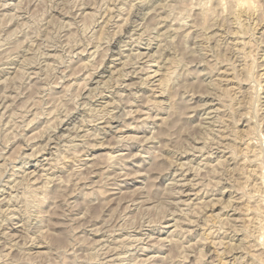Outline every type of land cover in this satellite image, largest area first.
Returning a JSON list of instances; mask_svg holds the SVG:
<instances>
[{"label": "rangeland", "instance_id": "obj_1", "mask_svg": "<svg viewBox=\"0 0 264 264\" xmlns=\"http://www.w3.org/2000/svg\"><path fill=\"white\" fill-rule=\"evenodd\" d=\"M218 1L0 0V264H264V0H253L245 16L255 42L246 50L253 82L236 93L252 112L233 115L259 159L241 144L232 155L220 137L224 107L205 86L230 61L242 67L229 48L230 1ZM216 31L231 60L211 71ZM238 167L254 175L243 170L238 179Z\"/></svg>", "mask_w": 264, "mask_h": 264}, {"label": "bare ground", "instance_id": "obj_2", "mask_svg": "<svg viewBox=\"0 0 264 264\" xmlns=\"http://www.w3.org/2000/svg\"><path fill=\"white\" fill-rule=\"evenodd\" d=\"M228 1H230L229 3L231 4H227L228 6H229V11H230V9H231V23H230V25H231V28L230 29H232V33H230V34H233L234 35V42L233 43H231V45H230V47L226 44V46H228L229 48H232V50H234V52L236 53V55H238L239 57H240V59H241V61H242V67H240L241 69H239V71H240V73H238L239 71H237L236 70V65H234V62H231L230 60V57L226 54L228 51H227V49L224 51L223 50V53H221V51H220V49H221V47H219V43H221L220 41L223 39L222 37H224L223 35V33L222 32H219V31H216V32H214L213 34H212V40H213V38H214V40H215V42H216V45H217V50H219V54H215V56L217 55V58H213V60H211L210 61V59L208 60V61H210L211 62V71H213L214 69H215V67L217 66V64H221L222 63V61L224 62V61H226V62H229L228 63V66H229V68H227V69H224V71H222V72H217L218 73V75H217V78H215V79H213V80H211L210 81V83L208 84L207 83V85H206V83H205V86H207L208 87V89H209V91L211 90V93H213V94H215V98L218 100V102H219V106L220 107H224L223 108V110H221V111H223V119L221 118V120H220V118H217V119H219L218 120V122H219V124L220 125H222V127H223V132H222V134H220V137H222V136H224L227 140H228V144L230 145V148L232 149L231 150V153L232 152H236V149L238 148V147H236L237 145L239 146V144H241V146L242 145H244L245 146V150L246 149H250V142L248 143V142H246V141H244V142H242V138H241V135H238V133H237V129L235 130V128H234V126H233V124H234V122H233V115L235 114V111H237V112H240V114H244V111L246 112V110L250 107H248V105H247V107H246V102H244L245 104H243V99H240V97L238 98L236 95V93H238L239 91H240V88H241V84H242V82L243 81H250L251 80V68L253 67V63L255 64V62L253 61V57H252V59L250 58V56L247 54L248 53V51H246L247 49H251V48H253V46H254V43H253V41H252V34L250 35V32H249V28H248V25L247 24H249V23H247V21H246V18H245V16L247 17V15L246 14H248V13H250V12H252L253 11V8L255 7L252 3V1L253 0H228ZM216 3H217V1H215ZM8 3V2H7ZM165 3V2H164ZM176 3V2H175ZM218 3H223L221 0H220V2L218 1ZM158 5V4H157ZM165 5V4H164ZM203 5V4H202ZM12 6V5H11ZM144 6V5H143ZM254 6V7H253ZM231 7V8H230ZM167 8V7H166ZM169 8V7H168ZM201 8H202V6H201ZM200 8V9H201ZM256 9V8H255ZM156 10V9H155ZM162 10V9H161ZM204 10H206L207 12L210 10H207V8L205 9L204 8ZM157 11V10H156ZM203 11V10H202ZM85 12V11H84ZM210 12V11H209ZM208 12V13H209ZM205 11L203 12V15H202V13H201V17L203 18V20H202V23L201 24H203V22L204 23H206V22H209V19L210 18H207L208 16H206L205 14ZM85 14V13H84ZM90 14V13H89ZM164 15V14H163ZM189 15V14H188ZM208 15V14H207ZM209 15H210V13H209ZM212 15V14H211ZM229 15H230V13H229ZM144 16V15H143ZM164 17V16H163ZM166 17V16H165ZM168 17H169V15H168ZM181 18V17H180ZM187 18V17H186ZM190 18V17H189ZM201 18V19H202ZM212 18V17H211ZM156 19V18H155ZM174 19V18H173ZM191 19V18H190ZM199 19H200V17H199ZM200 19V20H201ZM152 20V19H151ZM186 20V19H185ZM188 20V19H187ZM193 20V19H192ZM214 20H216V19H214ZM222 20V19H221ZM167 21V20H166ZM179 21L180 20H178V23H179ZM189 21V20H188ZM126 22V21H125ZM175 22V21H174ZM184 22V21H183ZM182 22V23H183ZM228 22V21H227ZM249 22V21H248ZM158 23V22H157ZM180 23H181V21H180ZM195 23V22H194ZM200 23H198V25L200 24ZM211 22H209V24H210ZM216 23V22H215ZM125 25V24H124ZM159 25H161V24H159ZM180 25V24H179ZM190 25V24H189ZM205 27H206V25L205 24H203ZM250 25V24H249ZM169 26V25H168ZM184 26V25H183ZM192 26V25H191ZM201 26V25H200ZM213 26V25H212ZM229 26V25H228ZM121 27V26H120ZM176 27H178L177 25H176ZM179 27H181V26H179ZM216 27V26H215ZM169 28V27H168ZM174 28V27H173ZM196 28V27H195ZM200 28V27H199ZM201 28H203V27H201ZM200 28V29H201ZM258 28V27H257ZM145 29V28H144ZM157 29V28H156ZM171 29V28H170ZM170 29H168V30H170ZM219 29V28H218ZM122 30V29H121ZM192 30V29H191ZM173 31H174V29H173ZM176 31L178 32V28L177 29H175V32L174 33H176ZM180 31V30H179ZM189 31V30H188ZM187 31V32H188ZM251 32H253V30H250ZM140 32V31H139ZM143 32H144V30H143ZM183 32V31H182ZM231 32V31H230ZM162 33V32H161ZM179 34H181V33H179ZM227 34V33H226ZM139 35V34H138ZM142 35V34H141ZM148 35V34H147ZM187 35H188V33H187ZM186 35V36H187ZM206 34H205V32H201V31H197V34L196 35H194V36H196V37H199L198 39H200L203 43H205V39H207V40H209V37L207 38V36H205ZM210 35V34H209ZM208 35V36H209ZM145 36V35H144ZM182 36H184L183 34H182ZM120 37V36H119ZM148 37V36H147ZM179 37V36H178ZM196 37L194 38V39H196ZM245 38V39H244ZM261 38V37H260ZM140 39V38H139ZM159 39V38H158ZM171 39V38H170ZM169 39V40H170ZM173 39V38H172ZM183 39H185V38H183ZM263 39V38H262ZM166 40H168V39H166ZM174 40V39H173ZM176 40V39H175ZM138 41V40H137ZM200 41V42H201ZM264 41V40H263ZM215 42H213V43H215ZM260 42V41H259ZM261 42H262V40H261ZM168 43V42H167ZM206 44V43H205ZM205 44L203 45V50H205V52H206V46H205ZM225 44V43H224ZM262 44V43H261ZM138 45V44H137ZM202 45V44H201ZM216 45H213L214 47L216 46ZM160 46V45H159ZM175 46V45H174ZM212 46V47H213ZM19 47V46H18ZM199 47V46H198ZM200 47H202V46H200ZM213 47V48H214ZM120 48V47H119ZM256 48V47H255ZM171 49V48H170ZM215 49V48H214ZM224 49V48H223ZM254 49V48H253ZM119 50V49H118ZM158 50V49H157ZM185 50V49H184ZM210 50V49H209ZM231 50V49H230ZM231 50V51H232ZM172 51H173V49H172ZM171 51V52H172ZM212 51V50H211ZM214 51V50H213ZM227 51V52H226ZM252 51V50H251ZM251 51H249V52H251ZM163 52V51H162ZM208 52V51H207ZM254 52V51H253ZM252 52V53H253ZM261 52V51H260ZM259 52V53H260ZM120 53V52H119ZM155 53V52H154ZM157 53H159V52H157ZM161 53V52H160ZM198 53H200V52H198ZM204 53V52H203ZM234 53V54H235ZM90 54V53H89ZM116 54V53H115ZM134 54V53H133ZM143 54V53H142ZM196 54V53H195ZM211 55H212V53H210ZM229 54V53H228ZM261 54V53H260ZM132 55V54H131ZM139 55V54H138ZM147 55V54H146ZM151 55H152V53H151ZM156 55V54H155ZM160 55V54H159ZM176 55V54H175ZM194 55V54H193ZM202 55H206V53H204V54H202ZM210 55V56H211ZM111 56V55H110ZM149 56V55H148ZM153 56V55H152ZM161 56V55H160ZM182 56V55H181ZM192 56V55H191ZM226 56V57H225ZM228 56V57H227ZM126 57V56H125ZM133 57V56H132ZM169 57V56H168ZM183 57V56H182ZM193 57V56H192ZM200 57V56H199ZM203 57V56H202ZM201 57V58H202ZM136 58H138V57H136ZM204 58V57H203ZM26 59V58H25ZM28 59V58H27ZM148 59V58H147ZM178 59H180L179 57H178ZM177 59V60H178ZM197 59V58H196ZM127 60V59H126ZM131 60V59H130ZM159 60V59H158ZM174 60V59H173ZM172 60V61H173ZM200 60V59H199ZM202 60V59H201ZM206 60H207V58H206ZM170 61H171V58H170ZM171 61V62H172ZM27 62V61H26ZM124 62V61H123ZM157 62V61H156ZM210 62H206V63H209L210 64ZM225 62V63H226ZM247 62H250V63H247ZM121 63H122V61H121ZM169 63V62H168ZM183 63V62H182ZM198 63V62H197ZM28 64V63H27ZM175 64V63H174ZM178 64V63H177ZM201 64V63H200ZM123 65V64H122ZM157 65V64H156ZM158 66V65H157ZM178 66V65H177ZM227 66V65H226ZM261 66V65H260ZM122 67V66H121ZM124 67V66H123ZM122 67V68H123ZM127 67V66H126ZM125 67V68H126ZM140 67V66H139ZM185 67V66H184ZM187 67V66H186ZM255 67V66H254ZM25 68V67H24ZM23 68V69H24ZM170 68V67H169ZM210 68V67H209ZM262 68V67H261ZM115 69V68H114ZM130 69V68H129ZM238 69V68H237ZM258 69V68H257ZM264 69V68H263ZM128 70V69H127ZM146 70V69H145ZM170 70V69H169ZM173 70V69H172ZM176 70V69H175ZM174 70V71H175ZM180 70V69H179ZM253 70H254V68H253ZM252 70V71H253ZM22 71V70H21ZM118 71V70H117ZM129 71V70H128ZM147 71V70H146ZM171 71V70H170ZM169 71V72H170ZM173 71V72H174ZM188 71V70H187ZM215 71V70H214ZM103 72V71H102ZM135 72V71H134ZM140 72H141V70H140ZM164 72H166V74H164V78L162 79V80H160V84L159 85H161L160 86V88H167V87H165V84H166V82L168 81V78L170 77L169 75V73H167V70L166 71H164ZM172 72V71H171ZM179 72V71H178ZM177 72V73H178ZM18 73V72H17ZM16 73V74H17ZM111 73V72H110ZM180 73V72H179ZM189 73V72H188ZM202 73H203V71H202ZM209 73H210V71H209ZM214 73V72H213ZM242 73V74H241ZM253 73H254V71H253ZM129 74H130V72H129ZM134 74V73H133ZM172 74V73H171ZM198 74H200V73H198ZM90 75V74H89ZM103 75V74H102ZM125 75V74H124ZM131 75V74H130ZM146 75H148V74H146ZM161 75V74H160ZM197 75V74H196ZM239 75L241 76L242 75V77H244L245 79H241V77H239ZM258 75V74H257ZM8 76V75H7ZM13 76V75H12ZM12 76H11V78H12ZM20 76V75H19ZM173 76V75H172ZM163 77V76H162ZM253 77V76H252ZM254 77H255V75H254ZM109 78V77H108ZM139 78V77H138ZM159 78V77H158ZM171 78V77H170ZM8 79V78H7ZM17 79H19V78H17ZM149 79V78H148ZM247 79V80H246ZM250 79V80H249ZM253 80L255 79V78H252ZM4 80V79H3ZM107 80V79H106ZM143 80H144V78H143ZM170 80V79H169ZM199 80V79H198ZM10 81V80H9ZM102 81V80H101ZM151 81H152V79H151ZM252 81V80H251ZM111 82V81H110ZM140 82V81H139ZM158 82V81H157ZM253 82V81H252ZM255 82V81H254ZM257 82V81H256ZM141 83V82H140ZM159 83V82H158ZM170 83V82H169ZM181 83V82H180ZM187 83V82H186ZM199 83V82H198ZM201 83H203V82H201ZM201 83L199 84V85H201ZM260 83V82H259ZM197 84V83H196ZM257 84V83H256ZM198 85V86H199ZM203 85V84H202ZM261 85V84H260ZM100 86V85H99ZM168 86V85H167ZM133 87V86H132ZM159 87V86H158ZM243 87V86H242ZM249 87H250V85H249ZM257 87V86H256ZM105 88V87H104ZM147 88V87H146ZM251 88V87H250ZM127 89V88H126ZM207 89V90H208ZM106 90V89H105ZM155 90V89H154ZM161 90V89H160ZM168 90V89H167ZM252 90H253V87H252ZM252 90H250V92L252 91ZM233 91V93L231 94V92ZM254 91V90H253ZM252 91V92H253ZM136 92V91H135ZM188 92V91H187ZM133 93V92H132ZM163 93V92H162ZM242 93V92H241ZM254 93V92H253ZM127 94V93H126ZM248 94V93H247ZM7 95V94H6ZM119 95V94H118ZM232 95H233V97H232ZM249 95H250V93H249ZM252 95V94H251ZM261 95V94H260ZM10 96V95H9ZM99 96V95H98ZM102 96V95H101ZM203 96V95H202ZM248 96V95H247ZM253 96V95H252ZM252 96H248L247 98L250 100V102L253 100V97ZM262 96V95H261ZM205 97V96H204ZM207 97V96H206ZM210 97V96H209ZM263 97H264V95H263ZM144 98V97H143ZM213 98V97H212ZM243 98V97H242ZM246 98V99H247ZM259 98V97H258ZM258 98H257V100H258ZM130 99V98H129ZM147 99V98H146ZM252 99V100H251ZM6 100V99H5ZM202 100V99H201ZM213 100V99H212ZM248 100V101H249ZM150 101V100H149ZM260 101V100H259ZM11 102V101H10ZM133 102V101H132ZM145 102H146V100H145ZM157 102V101H156ZM169 102H170V99H169ZM204 102V101H203ZM8 103V102H7ZM147 103V102H146ZM150 103V102H149ZM206 103V102H205ZM253 103V102H252ZM9 104V103H8ZM7 104V105H8ZM125 104V103H124ZM161 104V103H160ZM247 104H249V105H251V103H248L247 102ZM255 104V103H254ZM6 105V104H5ZM129 105H130V103H129ZM201 105V104H200ZM261 105V104H260ZM4 106V105H3ZM101 106V105H100ZM6 107V106H5ZM114 107V106H113ZM155 107V106H154ZM176 107V106H175ZM196 107V106H195ZM171 108V107H170ZM250 108H252V107H250ZM255 107H253V109H254ZM103 109V108H102ZM168 109V108H167ZM221 109V108H220ZM219 109V110H220ZM105 110V109H104ZM118 110V109H117ZM124 110V109H123ZM153 110V109H152ZM207 110V109H206ZM255 110V109H254ZM253 110V111H254ZM257 110H258V108H257ZM94 111H96V110H94ZM151 111V110H150ZM214 111V110H213ZM216 111V110H215ZM134 112V111H133ZM173 112V111H172ZM176 112V111H175ZM209 112V111H208ZM248 112H252V111H249V109H248ZM255 112V111H254ZM145 113V112H144ZM257 113V112H256ZM108 114V113H107ZM115 114V113H114ZM172 114V113H171ZM170 114V115H171ZM179 114V113H178ZM186 114V113H185ZM210 114V113H209ZM246 114H248L247 112H246ZM250 114V113H249ZM97 115H99V114H97ZM119 115V114H118ZM245 115V114H244ZM123 116V115H122ZM187 116V115H186ZM208 116V115H207ZM3 117V116H2ZM152 117V116H151ZM161 118V117H160ZM163 119H164V117H162ZM188 118V117H187ZM3 119V118H2ZM61 119V118H60ZM110 119V118H109ZM146 119V118H145ZM228 119H230V123H226V121ZM1 120V119H0ZM119 120V119H118ZM62 121V120H61ZM89 121V120H88ZM93 121V120H92ZM161 122V121H160ZM232 122V123H231ZM236 122V121H235ZM6 123H8V122H6ZM88 123V122H87ZM164 123V122H163ZM173 123H175V122H173ZM177 123H180V122H177ZM187 123V122H186ZM197 123H199V122H197ZM81 124V123H80ZM91 124V123H90ZM93 124V123H92ZM166 124V123H165ZM170 124V123H169ZM229 124H232V126H229ZM8 125V124H7ZM75 125V124H74ZM181 125V124H180ZM197 125V124H196ZM195 125V126H196ZM210 125H211V123H210ZM82 126V125H81ZM104 126V125H103ZM167 126V125H166ZM166 126H164V127H166ZM174 126V125H173ZM176 126V125H175ZM198 126H200V125H198ZM206 126V125H205ZM126 127H127V125H126ZM130 127V126H129ZM190 127V126H189ZM192 127V126H191ZM96 128V127H95ZM169 128V127H168ZM194 128H196V127H194ZM198 128V127H197ZM137 129V128H136ZM213 129V128H212ZM54 130V129H53ZM64 130V129H63ZM117 130V129H116ZM170 130H172V129H170ZM191 130V129H190ZM119 131V130H118ZM167 131V130H166ZM203 131V130H202ZM205 131V130H204ZM210 131V130H209ZM253 131V130H252ZM247 132H248V130H247ZM67 133V132H66ZM206 133V132H205ZM208 133V132H207ZM246 133V132H245ZM250 133H251V131H250ZM253 133V132H252ZM219 134V133H218ZM241 134V133H240ZM247 134H249V133H247ZM58 135V134H57ZM85 135V134H84ZM90 135H91V133H90ZM214 135V134H213ZM251 135V134H250ZM43 136V135H42ZM60 136H61V134H60ZM74 136V135H73ZM96 136V135H95ZM198 136V135H197ZM219 136V135H218ZM242 136H244V135H242ZM246 136V135H245ZM253 137H254V134L252 135ZM133 137H134V135H133ZM198 137H200V136H198ZM209 137V136H208ZM223 137V138H224ZM249 137V136H248ZM248 137H246V138H248ZM75 138V137H74ZM116 138V137H115ZM201 138V137H200ZM255 138V137H254ZM62 139V138H61ZM193 139V138H192ZM222 139V138H221ZM42 140V139H41ZM52 140V139H51ZM67 140V139H66ZM196 140H197V138H196ZM202 139H200V141H201ZM249 140V139H248ZM251 140H252V138H251ZM254 140V139H253ZM253 140H252V143H255L254 145H256V142H253ZM73 141V140H72ZM198 141V140H197ZM211 141V140H210ZM218 141V140H217ZM256 141H258L257 139H256ZM56 142V141H55ZM263 142V141H262ZM71 144V143H70ZM43 145H44V143H43ZM61 145V144H60ZM63 145V144H62ZM86 145V144H85ZM115 145V144H114ZM227 145V144H226ZM264 145V144H263ZM262 145V146H263ZM21 146V145H20ZM75 146V145H74ZM93 146V145H92ZM167 146V145H166ZM170 146V145H169ZM206 146V144L204 145V147ZM252 146H253V144H252ZM41 147V146H40ZM48 147V146H47ZM233 147V148H232ZM236 147V148H235ZM166 148H168V147H166ZM172 148V147H171ZM197 148V147H196ZM229 148V147H228ZM257 148V147H256ZM255 148V149H256ZM64 149V148H63ZM66 149V148H65ZM198 149V148H197ZM202 149H205V148H202ZM201 149V150H202ZM251 149L253 150V148L251 147ZM250 149V150H251ZM254 149V150H255ZM259 149H261L262 150V148H258V150ZM75 150V149H74ZM181 150V149H180ZM241 150H242V148H241ZM244 150V152L243 153H245L246 151ZM253 150V151H254ZM42 151V150H41ZM65 151V150H64ZM183 151V150H182ZM51 152V151H50ZM63 152V151H62ZM149 152V151H148ZM186 152V151H185ZM248 152V151H247ZM252 152V151H251ZM264 152V151H263ZM57 153V152H56ZM187 153H189V152H187ZM249 153H250V151H249ZM259 153V152H258ZM257 152L255 153V151H254V154H258ZM63 154V153H62ZM73 154V153H72ZM181 154V153H180ZM234 153H232V155H233ZM246 154V153H245ZM252 154H253V152H252ZM253 154V155H254ZM260 154V153H259ZM259 154L257 155L258 156V159L261 157V155H260V157H259ZM262 154V153H261ZM2 155V154H1ZM77 155V154H76ZM237 155V154H236ZM253 155H252V158L251 159H253ZM33 156V155H32ZM60 157L61 156H63V155H59ZM65 156V155H64ZM118 156V155H117ZM162 156V155H161ZM160 156V157H161ZM182 156V155H181ZM207 156V155H206ZM248 156V155H247ZM256 156V155H255ZM256 156V157H257ZM50 157V156H49ZM56 157V156H55ZM111 157V156H110ZM159 157V156H158ZM157 157V158H158ZM264 157V156H263ZM46 158V157H45ZM51 158V157H50ZM63 158H66V157H63ZM63 158H61V159H63ZM114 158V157H113ZM115 158H117L116 156H115ZM110 159V158H109ZM248 159H250V158H247V160ZM257 159V158H256ZM263 159V158H262ZM192 160V159H191ZM247 160H245V162L247 161ZM58 161H60V160H58ZM63 161H64V159H63ZM118 161V160H117ZM123 161V160H122ZM174 161V160H173ZM221 161V160H220ZM218 162L219 164L221 163V162ZM252 161V160H251ZM250 161V162H251ZM253 161H254V159H253ZM52 162V161H51ZM223 162H225V161H223ZM244 162V163H245ZM53 163V162H52ZM153 163V162H152ZM155 163V162H154ZM184 163H186V162H184ZM217 163V161H216V164H218ZM249 163V162H248ZM35 164V163H34ZM62 164V163H61ZM65 164V163H64ZM209 164V163H208ZM222 164V163H221ZM220 164V165H221ZM235 164H236V162H235ZM242 164V163H241ZM246 164V163H245ZM117 165V164H116ZM115 165V166H116ZM160 165H162V163L161 164H159V167H161ZM169 165V164H168ZM173 165H175V164H173ZM179 165V164H178ZM182 165V164H181ZM191 165V164H190ZM243 165V164H242ZM241 165V166H242ZM165 166V165H164ZM211 166V165H210ZM238 166V165H237ZM263 166V165H262ZM141 167V166H140ZM213 167H216V166H214L213 165ZM243 167V166H242ZM261 167V166H260ZM56 168V167H55ZM91 168V167H90ZM119 168H120V166H119ZM155 168H158V166L157 167H155ZM196 168V167H195ZM255 168V167H254ZM43 169H45V168H43ZM165 169V168H164ZM178 169V168H177ZM213 169H215V168H213ZM219 169V168H218ZM252 169V168H251ZM163 170V169H162ZM212 170V169H211ZM234 170H235V168H234ZM244 169H242V168H240V167H238L235 171H236V174L235 175H237V177H238V179L239 178H242L243 177V175H245L243 172L246 170H244ZM248 170V169H247ZM246 170V171H247ZM258 170V169H257ZM90 171V170H89ZM165 171V170H164ZM176 171V170H175ZM200 171H202V169L200 170ZM224 171H225V169H224ZM249 171V170H248ZM247 171V173L248 174H250L251 172H248ZM26 172V171H25ZM93 172V171H92ZM121 172V171H120ZM120 172H119V174H120ZM192 172V171H191ZM214 172V171H213ZM216 172V171H215ZM221 172V171H220ZM255 172V171H254ZM253 172V173H254ZM11 173V172H10ZM88 173V172H87ZM137 173V172H136ZM174 173V172H173ZM212 173V172H211ZM253 173H251V174H253ZM45 174V173H44ZM89 174V173H88ZM139 174V173H138ZM31 175V174H30ZM95 175H96V173H95ZM113 175V174H112ZM111 175V176H112ZM115 175V174H114ZM212 175V174H211ZM226 175V174H225ZM254 175V174H253ZM257 175V174H256ZM261 175V174H260ZM17 176V175H16ZM21 176V175H20ZM41 176V175H40ZM262 176V175H261ZM260 176V177H261ZM264 176V175H263ZM30 177V176H29ZM73 177V176H72ZM78 177V176H77ZM110 177V176H109ZM173 177V176H172ZM171 177V178H172ZM184 177V176H183ZM244 177H246V176H244ZM243 177V178H244ZM248 177V176H247ZM87 178V177H86ZM251 178V177H250ZM253 178V177H252ZM259 178V177H258ZM12 179V178H11ZM27 179H28V177H27ZM48 179V178H47ZM53 179V178H52ZM179 179H181V178H179ZM6 180V179H5ZM17 180V179H16ZM35 180V179H34ZM188 180H189V178H188ZM250 180V179H249ZM248 180V181H249ZM10 181V180H9ZM246 181H247V178H246ZM245 181V182H246ZM259 181H260V179H259ZM262 181H264L263 180V177H262V180H261V184H263L262 183ZM239 182V181H238ZM14 183V182H13ZM172 183V182H171ZM179 183V182H178ZM187 183H189V182H187ZM191 183V182H190ZM247 183V182H246ZM245 183V184H246ZM249 183V182H248ZM247 183V184H248ZM6 184V183H5ZM122 184V183H121ZM175 184V183H174ZM173 184V185H174ZM180 184V183H179ZM183 184H185V183H183ZM241 184V182L238 184V186ZM243 184H244V182H243ZM21 185H22V183H21ZM86 185V184H85ZM103 185V184H102ZM171 185V184H170ZM172 185V186H173ZM186 185V184H185ZM195 185V184H194ZM198 185V184H197ZM242 185V184H241ZM38 186V185H37ZM48 186V185H47ZM110 186V185H109ZM243 186H245V185H243ZM243 186H242V188H243ZM10 187H11V185H10ZM32 187H30V189H31ZM48 188V187H47ZM173 188V187H172ZM240 188V187H239ZM238 188V189H239ZM242 188H240L241 189V191L244 189V191L247 189V187L245 186L243 189ZM11 190H12V188H10ZM38 189H40V187L38 188ZM45 189V188H44ZM174 189V188H173ZM29 189H27V192H29L28 191ZM33 191H34V189H32ZM50 190V189H49ZM4 191H6V190H4ZM22 191V190H21ZM37 191V190H36ZM43 191V190H42ZM58 191V190H57ZM115 191V190H114ZM32 192V191H31ZM44 192V191H43ZM110 192H111V190H110ZM168 192V191H167ZM175 192V191H174ZM35 193V192H34ZM171 193V192H170ZM198 193V192H197ZM23 194V193H22ZM27 194V193H26ZM32 195H33V193H31ZM37 194V193H36ZM168 194V193H167ZM176 194V193H175ZM243 194H245V193H243ZM14 195V194H13ZM43 195V194H42ZM56 195V194H55ZM25 197H26V195H24ZM24 196H22V198L24 197ZM36 196V195H35ZM45 196V195H44ZM43 196V197H44ZM147 196V195H146ZM4 197V196H3ZM167 197V196H166ZM19 198V197H18ZM26 198H28V197H26ZM33 199H34V197H32ZM42 198V197H41ZM116 197H114V199H115ZM148 198V197H147ZM14 199V198H13ZM38 199H39V197H38ZM44 199V198H43ZM120 199V198H119ZM137 199V198H136ZM218 199V198H217ZM222 199V198H221ZM232 199V198H231ZM231 199H230V202H231ZM8 200V199H7ZM17 200V199H16ZM35 200V199H34ZM109 200V199H108ZM143 200H145V199H143ZM142 200V201H143ZM147 200V199H146ZM161 200V199H160ZM1 201V200H0ZM3 201H4V199H3ZM36 201V200H35ZM38 201V200H37ZM41 201H43V200H41ZM117 201V200H116ZM130 201V200H129ZM222 201V200H221ZM2 202V201H1ZM136 202V201H135ZM172 202V201H171ZM178 202V201H177ZM229 202V203H230ZM40 203H42V202H40ZM121 203H122V201H121ZM144 203V202H143ZM179 203V202H178ZM37 204V203H36ZM119 204H120V201H119ZM125 204V203H124ZM175 204V203H174ZM202 204V203H201ZM226 204V203H225ZM126 205V204H125ZM136 205V204H135ZM178 205V204H177ZM176 205V206H177ZM183 205V204H182ZM209 205V204H208ZM214 205H215V203H214ZM14 206V205H13ZM22 206V205H21ZM152 206V205H151ZM190 206V205H189ZM194 206V205H193ZM201 206V205H200ZM260 206V205H259ZM197 207H198V204H197ZM258 207V206H257ZM126 208V207H125ZM130 208V207H129ZM143 208V207H142ZM163 208V207H162ZM165 208V207H164ZM168 208V207H167ZM199 208V207H198ZM203 208V207H202ZM221 208V207H220ZM230 208V207H229ZM149 209V208H148ZM156 209V208H155ZM166 209V208H165ZM176 209H178L177 207H176ZM200 209V208H199ZM224 209H225V207H224ZM254 209H257V208H254ZM260 209V208H259ZM5 210V209H4ZM22 210V209H21ZM123 210H124V208H123ZM152 210V209H151ZM158 210V209H157ZM180 210V209H179ZM189 210V209H188ZM192 210V209H191ZM195 210V209H194ZM193 210V211H194ZM196 210H197V208H196ZM246 210V209H245ZM19 211V210H18ZM17 211V212H18ZM182 211V210H181ZM192 211V212H193ZM198 211V210H197ZM223 211V210H222ZM247 211H248V209H247ZM256 212V211H255ZM174 213H175V211H174ZM177 213V212H176ZM191 213V212H190ZM41 214V213H40ZM192 214V213H191ZM198 214V213H197ZM200 214V213H199ZM201 215V214H200ZM218 215V214H217ZM10 216V215H9ZM187 216V215H186ZM255 216V215H254ZM259 216V215H258ZM161 217V216H160ZM216 218H217V216H215ZM123 218V217H122ZM186 218V217H185ZM222 218V217H221ZM254 218V217H253ZM20 219V218H19ZM119 219V218H118ZM187 219V218H186ZM193 219V218H192ZM215 219V218H214ZM219 219V218H218ZM258 219V218H257ZM162 220V219H161ZM161 220H160V222H161ZM206 220V219H205ZM221 220V219H220ZM220 220L219 221H216V222H220ZM259 220H261V219H259ZM193 221V220H192ZM194 221H195V218H194ZM227 221H229L228 223H226V224H229V223H231L230 222V220H226V221H221L222 223L223 222H227ZM248 221V220H247ZM253 221V220H252ZM37 222V221H36ZM41 222V221H40ZM181 222V221H180ZM204 222V221H203ZM202 222V223H203ZM208 222V221H207ZM260 222V221H259ZM27 223V222H26ZM188 223V222H187ZM186 223V224H187ZM205 224H206V222H204ZM213 223V222H212ZM6 224V223H5ZM118 224V223H117ZM179 224V223H178ZM184 224V223H183ZM219 224V223H218ZM224 224V223H223ZM222 224V225H223ZM225 224V226H227ZM21 225V224H20ZM23 225V224H22ZM167 225V224H166ZM185 225V224H184ZM214 225V224H213ZM243 225V224H242ZM245 225V224H244ZM259 225V224H258ZM168 226V225H167ZM187 226V225H186ZM196 226V225H195ZM224 226V227H225ZM230 226H231V224H230ZM246 226V225H245ZM260 226V225H259ZM3 227V226H2ZM234 227H235V225H234ZM256 227V226H255ZM264 226H262V227H260V228H263ZM24 228V227H23ZM141 228V227H140ZM220 228V227H219ZM247 228V227H246ZM258 228V227H257ZM182 229V228H181ZM213 229V228H212ZM221 229V228H220ZM228 229V228H227ZM240 229H241V227H240ZM244 228H242V230H243ZM31 230V229H30ZM34 230V229H33ZM37 230V229H36ZM211 230V229H210ZM215 230V229H214ZM254 230V229H253ZM22 231V230H21ZM25 231V230H24ZM217 231V230H216ZM220 231V230H219ZM238 231H239V229H238ZM258 231V230H257ZM182 232V231H181ZM209 232V231H208ZM38 233V232H37ZM259 233L260 234H262L263 235V229H262V231L261 230H259ZM258 233V234H259ZM11 234V233H10ZM14 234V233H13ZM42 234V233H41ZM180 234V233H179ZM209 234V233H208ZM208 234L207 235H205V236H208ZM248 234V233H247ZM250 234V233H249ZM259 234V235H260ZM1 235V234H0ZM28 235V234H27ZM38 235L40 236V234L38 233ZM128 235V234H127ZM251 235V234H250ZM14 236H16L15 234H14ZM24 236V235H23ZM29 236V235H28ZM31 236V235H30ZM29 236V237H30ZM210 236V235H209ZM208 236V237H209ZM248 236V235H247ZM246 236V237H247ZM229 237V236H228ZM245 237V238H246ZM252 237V236H251ZM257 237V236H256ZM255 237V238H256ZM260 237H261V235H260ZM25 238H27V236L25 237ZM131 238V237H130ZM132 238H133V236H132ZM158 238V237H157ZM185 238V237H184ZM199 238V237H198ZM203 238V237H202ZM201 238V239H202ZM205 238V237H204ZM264 236H262V240H260L258 237H257V241H261V244H263V246H264ZM34 239V238H33ZM129 239V238H128ZM134 239V238H133ZM206 239V238H205ZM29 240V239H28ZM123 240V239H122ZM130 240V239H129ZM135 240H136V238H135ZM220 240H221V238H220ZM225 240V239H224ZM256 240V239H255ZM255 240H253L254 242H255ZM7 241V240H6ZM134 241V240H133ZM200 241V240H199ZM243 242H246V240H242ZM252 241V242H253ZM259 241V242H260ZM97 242V241H96ZM100 242V241H99ZM98 242V243H99ZM125 242V241H124ZM140 242V241H139ZM163 242V241H162ZM178 242V241H177ZM216 242V241H215ZM13 243V242H12ZM196 244H198L197 242H195ZM203 243H204V241H203ZM223 243V242H222ZM225 243V242H224ZM256 243H258V242H255V244ZM15 244V243H14ZM13 244V245H14ZM123 244V243H122ZM195 244V245H196ZM207 244V243H206ZM214 244V243H213ZM219 244V243H218ZM230 244V243H229ZM243 244V243H242ZM252 244V243H251ZM254 244V243H253ZM259 244V243H258ZM21 245V244H20ZM22 245H24L23 243H22ZM21 245V246H22ZM130 245H132V244H130ZM135 245V244H134ZM179 245V244H178ZM209 245V244H208ZM231 245V244H230ZM250 245V244H249ZM19 246V245H18ZM40 246V245H39ZM182 246V245H181ZM188 246H190V244L188 245ZM222 246V245H221ZM253 246V245H252ZM259 246V245H258ZM177 247V246H176ZM217 247H218V245H217ZM230 246H228V248H229ZM235 247H236V245H235ZM246 247V246H245ZM244 247V248H245ZM248 247V246H247ZM250 247V246H249ZM248 247V250L250 249ZM254 247L255 246H253V249H254ZM257 247V246H256ZM209 248V247H208ZM216 248V247H215ZM242 248V247H241ZM5 249V248H4ZM147 249V248H146ZM191 249H192V247H191ZM232 249H233V247H232ZM239 249V248H238ZM153 250V249H152ZM180 250H181V248H180ZM202 250V249H201ZM211 250V249H210ZM229 250V249H228ZM240 250V249H239ZM246 250H247V248H246ZM246 251V252H249V251ZM27 251V250H26ZM111 251V250H110ZM122 251V250H121ZM164 251V250H163ZM200 251V250H199ZM230 251H232L231 249H230ZM236 251V250H235ZM243 251V250H242ZM242 251H240V252H242ZM43 252V251H42ZM202 252V251H201ZM206 252V251H205ZM211 252V251H210ZM38 253V252H37ZM126 253V252H125ZM179 253V252H178ZM239 253V252H238ZM243 253V252H242ZM250 253V252H249ZM248 253V254H249ZM260 253V252H259ZM109 254V253H108ZM198 254V253H197ZM201 254V253H200ZM222 254V253H221ZM253 254V253H252ZM263 254V253H262ZM127 255V254H126ZM125 255V256H126ZM159 255V254H158ZM201 255H203V254H201ZM237 255V254H236ZM254 255H258V254H254ZM253 255V257L254 258H257L256 256H254ZM120 256V255H119ZM148 256H151V255H148ZM147 256V257H148ZM182 256H183V254H182ZM181 256V257H182ZM184 256H185V254H184ZM187 256V255H186ZM200 256V255H199ZM204 256V255H203ZM202 256V257H203ZM217 256H218V254H217ZM246 256H249V255H246ZM258 256H260V255H258ZM28 257V256H27ZM36 257V256H35ZM124 257V256H123ZM146 257V258H147ZM180 257V258H181ZM241 257V256H240ZM169 258V257H168ZM178 258V257H177ZM194 258V257H193ZM235 258V257H234ZM244 258V257H243ZM32 259V258H31ZM111 259V258H110ZM141 259H143V258H141ZM238 259V258H237ZM239 259H241V261H242V258H239ZM238 259V260H239ZM106 260V259H105ZM109 260V259H108ZM144 262H145V260H144ZM181 262V261H180ZM190 262V261H189ZM209 262V261H208ZM219 262V261H218ZM225 262V261H224ZM103 263V262H102ZM112 263V262H111ZM128 263V262H127ZM131 263V262H130ZM221 263V262H220ZM235 263V262H234ZM238 263V262H237ZM240 263V262H239ZM114 264V263H113Z\"/></svg>", "mask_w": 264, "mask_h": 264}]
</instances>
